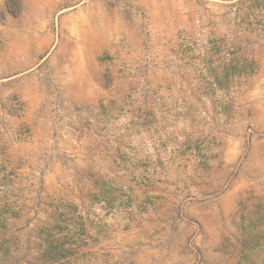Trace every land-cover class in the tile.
<instances>
[{
  "label": "rangeland",
  "instance_id": "1",
  "mask_svg": "<svg viewBox=\"0 0 264 264\" xmlns=\"http://www.w3.org/2000/svg\"><path fill=\"white\" fill-rule=\"evenodd\" d=\"M0 264H264V0H0Z\"/></svg>",
  "mask_w": 264,
  "mask_h": 264
}]
</instances>
